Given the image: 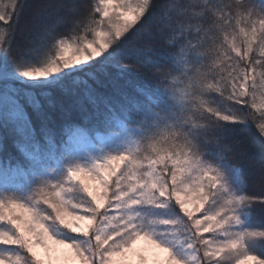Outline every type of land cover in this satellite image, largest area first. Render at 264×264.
<instances>
[{"label":"snow or ice","instance_id":"1","mask_svg":"<svg viewBox=\"0 0 264 264\" xmlns=\"http://www.w3.org/2000/svg\"><path fill=\"white\" fill-rule=\"evenodd\" d=\"M0 128V264H264V0H0Z\"/></svg>","mask_w":264,"mask_h":264},{"label":"trees","instance_id":"2","mask_svg":"<svg viewBox=\"0 0 264 264\" xmlns=\"http://www.w3.org/2000/svg\"><path fill=\"white\" fill-rule=\"evenodd\" d=\"M28 111H29V113H31V109H28ZM60 124H61V121H60L59 117H57L56 118V128H55V131L57 132V134H59V132H60ZM4 135H5L4 130L2 128H0V136H4ZM249 135H251V133H249ZM7 144H8V152L11 153L12 155H15V156L19 157V153L12 146L13 140H12L11 135H9L7 137ZM3 155H4L3 153H0V158H2ZM258 158L259 157L257 156V159ZM245 171L249 175L254 177V181H253V183L251 185V190L256 191V192L264 191V184H262L260 182L258 173L255 170H250V169H246ZM255 220H256V222L264 221V213L257 212Z\"/></svg>","mask_w":264,"mask_h":264},{"label":"rangeland","instance_id":"3","mask_svg":"<svg viewBox=\"0 0 264 264\" xmlns=\"http://www.w3.org/2000/svg\"><path fill=\"white\" fill-rule=\"evenodd\" d=\"M190 207H191V205H190ZM205 235H210V234H205Z\"/></svg>","mask_w":264,"mask_h":264}]
</instances>
